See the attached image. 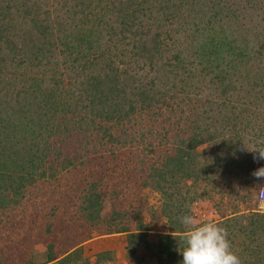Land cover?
<instances>
[{
  "label": "trees",
  "instance_id": "1",
  "mask_svg": "<svg viewBox=\"0 0 264 264\" xmlns=\"http://www.w3.org/2000/svg\"><path fill=\"white\" fill-rule=\"evenodd\" d=\"M254 147L264 0H0V264L149 245L145 189L160 264H182L186 214L264 264Z\"/></svg>",
  "mask_w": 264,
  "mask_h": 264
},
{
  "label": "clouds",
  "instance_id": "2",
  "mask_svg": "<svg viewBox=\"0 0 264 264\" xmlns=\"http://www.w3.org/2000/svg\"><path fill=\"white\" fill-rule=\"evenodd\" d=\"M257 149L259 157L264 159V148L254 147L249 150ZM254 174L264 177V167L257 169ZM180 223L187 228L182 237L184 247L179 249L183 257L182 264H241L223 226L213 221L197 224L191 214L180 217Z\"/></svg>",
  "mask_w": 264,
  "mask_h": 264
},
{
  "label": "rangeland",
  "instance_id": "3",
  "mask_svg": "<svg viewBox=\"0 0 264 264\" xmlns=\"http://www.w3.org/2000/svg\"><path fill=\"white\" fill-rule=\"evenodd\" d=\"M261 167H264V159H260L255 163L256 170ZM250 168H253L252 165L250 166ZM260 178L262 183L259 191V200H260L259 204H261V201L264 203V194H261L262 190L264 192V177H260ZM141 194L144 197H146L149 203L148 204L149 207L151 206V208H153L152 210H149L141 214L142 220L147 224L149 228V235L147 236V238H149L148 240L150 244L148 245L145 243H141L136 247L118 251L114 254L113 259L109 262H106L105 264H134V263L160 264L159 262L160 255L157 252L154 240H155L156 231L161 228L162 222H164L165 219L157 217L158 214H156V212L154 213L153 211L154 209H157L161 205L162 197L158 192H155L152 189H145L142 191ZM105 208L106 210L110 209L109 202L106 203ZM46 251L47 249L42 243L36 245L34 250V254H35L34 258L36 264L46 263L47 261ZM74 264H80V263H74Z\"/></svg>",
  "mask_w": 264,
  "mask_h": 264
},
{
  "label": "crops",
  "instance_id": "4",
  "mask_svg": "<svg viewBox=\"0 0 264 264\" xmlns=\"http://www.w3.org/2000/svg\"><path fill=\"white\" fill-rule=\"evenodd\" d=\"M123 250H125V249H123ZM119 251H121V250H119ZM118 252V251H117ZM116 253V252H115ZM114 253V254H115ZM114 254H113V256H114ZM59 263V261L58 260H56V261H52V262H47L46 261V263L45 264H58ZM60 264V263H59Z\"/></svg>",
  "mask_w": 264,
  "mask_h": 264
},
{
  "label": "built area",
  "instance_id": "5",
  "mask_svg": "<svg viewBox=\"0 0 264 264\" xmlns=\"http://www.w3.org/2000/svg\"><path fill=\"white\" fill-rule=\"evenodd\" d=\"M261 194H264L263 190L261 191ZM260 209L264 211V203L261 201V204L259 205Z\"/></svg>",
  "mask_w": 264,
  "mask_h": 264
}]
</instances>
